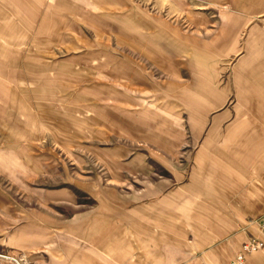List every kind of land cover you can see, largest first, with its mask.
Listing matches in <instances>:
<instances>
[{
  "label": "rangeland",
  "instance_id": "rangeland-1",
  "mask_svg": "<svg viewBox=\"0 0 264 264\" xmlns=\"http://www.w3.org/2000/svg\"><path fill=\"white\" fill-rule=\"evenodd\" d=\"M256 1L0 0V253L119 264L104 229L134 218L168 263L197 260L200 197L236 184L222 175L259 111ZM255 195L231 199L258 234Z\"/></svg>",
  "mask_w": 264,
  "mask_h": 264
},
{
  "label": "crops",
  "instance_id": "crops-1",
  "mask_svg": "<svg viewBox=\"0 0 264 264\" xmlns=\"http://www.w3.org/2000/svg\"><path fill=\"white\" fill-rule=\"evenodd\" d=\"M256 1V0H255ZM257 8L262 9L264 12V0L256 1ZM262 3V5H260ZM264 46V43H263ZM262 49L264 47H261ZM255 57V54H253ZM261 67L255 68V74L253 78L257 79L258 94H250V103H255L259 111H250L248 116L249 129L243 134V145L233 153V158L236 160L232 167L239 169L236 172L231 170L230 172L223 174L224 179H235V183H225L222 185L215 184L214 189H210L206 192V196H201V203H206L205 210L206 218L202 219V235L198 246V261L189 260L181 261L178 257L171 255L170 263L169 256L163 258L162 248H156L152 242V238L148 239L145 232V227L142 224L134 221V218H123L119 224L108 223L111 228H105L104 230L114 237L123 236L124 238L117 241L107 242L105 248L109 250L113 255V259L116 263L121 264H230L234 259L236 253L240 250L243 242L257 235L251 228L248 231L241 228L242 224L246 222L244 216L242 218L240 199L232 200L234 193L240 194H256L255 197L264 199V120L261 121L259 127H256L254 119H262L264 117V58L259 60ZM260 82V83H259ZM262 116V117H261ZM248 135H245L247 134ZM230 153V152H229ZM239 153V154H238ZM236 156H235V155ZM229 159V157H228ZM230 160V159H229ZM239 162H238V161ZM215 178L214 175H207ZM206 176V177H207ZM252 181V183H250ZM243 183H246V191L243 189ZM256 192V193H255ZM239 195V194H238ZM232 198V199H231ZM203 199V200H202ZM223 201L231 202V206L223 205L218 207L213 203L219 204ZM253 203V208H254ZM256 206L261 208L260 205ZM251 210L250 207L245 206ZM253 212V210H252ZM127 221V222H125ZM134 221V222H133ZM103 230V231H104ZM149 240V241H147ZM172 240H167L165 244L170 246V252L173 249ZM161 241H159L160 245ZM76 246V245H74ZM203 246V249L202 247ZM100 247V248H104ZM173 248V249H172ZM186 252H194L190 250V245L186 244L183 247ZM73 251V250H71ZM107 252L108 254H110ZM72 253V252H71ZM66 255L64 253L51 254L42 258L39 263L41 264H84L83 263V251L81 245L74 247V253ZM111 257V256H110ZM108 257V258H110ZM195 258V257H194ZM246 264H256L264 260V248L255 254L247 257ZM23 262L24 259L19 257ZM179 259V261H178ZM8 260V259H7ZM10 260V259H9ZM173 260L178 261L175 263ZM38 261V260H37ZM166 262V263H165ZM26 263V262H25ZM13 264H16V262ZM27 264V263H26ZM29 264H37L36 260L31 261Z\"/></svg>",
  "mask_w": 264,
  "mask_h": 264
},
{
  "label": "built area",
  "instance_id": "built-area-1",
  "mask_svg": "<svg viewBox=\"0 0 264 264\" xmlns=\"http://www.w3.org/2000/svg\"><path fill=\"white\" fill-rule=\"evenodd\" d=\"M259 232L253 238L245 240L230 264H246L247 257L264 248V215L259 221Z\"/></svg>",
  "mask_w": 264,
  "mask_h": 264
},
{
  "label": "bare ground",
  "instance_id": "bare-ground-1",
  "mask_svg": "<svg viewBox=\"0 0 264 264\" xmlns=\"http://www.w3.org/2000/svg\"><path fill=\"white\" fill-rule=\"evenodd\" d=\"M0 257H2L3 259H8V260L10 259L11 261L18 262L19 264H23L21 263V260L16 256L13 257V256H9L8 254L0 253Z\"/></svg>",
  "mask_w": 264,
  "mask_h": 264
}]
</instances>
